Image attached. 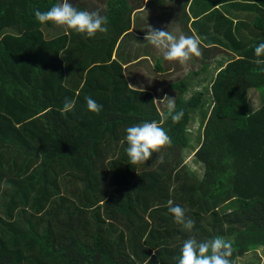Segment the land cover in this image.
Masks as SVG:
<instances>
[{
  "label": "trees",
  "instance_id": "trees-1",
  "mask_svg": "<svg viewBox=\"0 0 264 264\" xmlns=\"http://www.w3.org/2000/svg\"><path fill=\"white\" fill-rule=\"evenodd\" d=\"M56 3L0 0V264H177L186 239L217 236L232 244V264H260L262 66L222 69L210 90L178 95L175 111L184 115L173 123L150 92L129 87L112 58L130 27L126 0L109 2L100 13L108 31L94 38L44 37L50 22L34 13ZM250 89L261 102L255 110ZM85 97L103 106L99 114ZM65 98L75 106L62 115ZM195 115L205 121L194 147ZM145 121H156L171 144L131 165L125 130ZM188 149L201 174L185 163ZM169 200L195 221L190 232L175 223Z\"/></svg>",
  "mask_w": 264,
  "mask_h": 264
},
{
  "label": "crops",
  "instance_id": "crops-1",
  "mask_svg": "<svg viewBox=\"0 0 264 264\" xmlns=\"http://www.w3.org/2000/svg\"><path fill=\"white\" fill-rule=\"evenodd\" d=\"M111 1L69 3L79 9L86 2V11L102 13ZM126 5L132 9L130 27L119 37L112 58L122 66L129 87L150 92L154 100L180 94L186 99L195 90H210L222 69L237 74L258 66L252 60L255 47L264 43V0H126ZM148 26L177 38L181 34L198 38L201 56L185 64L165 60L161 50L144 40ZM42 30L46 38L65 32L51 22ZM155 104L166 108V102Z\"/></svg>",
  "mask_w": 264,
  "mask_h": 264
},
{
  "label": "clouds",
  "instance_id": "clouds-1",
  "mask_svg": "<svg viewBox=\"0 0 264 264\" xmlns=\"http://www.w3.org/2000/svg\"><path fill=\"white\" fill-rule=\"evenodd\" d=\"M35 18L40 24L51 22L57 28H62L66 33L75 32L77 35L94 38L97 33H106L108 23L106 16L100 15L99 11H80L69 0L56 3L47 11L36 10ZM144 40L163 52L167 61H178L185 64L193 56H201L200 41L194 36L180 35L178 38L170 31L155 29L148 26ZM255 59L252 63L262 66L264 71V43H260L254 49ZM130 85V84H129ZM87 109L99 114L102 105L91 97H85ZM165 104V119L171 118L173 123H178L183 118V111H175V99L167 95L162 100H153ZM74 101L65 98L63 107L59 110L62 115L74 109ZM126 135L122 141L127 143L126 154L131 165L145 164L153 153H159L166 145L171 144V138L166 131L156 122H142L126 128ZM158 161L162 157L158 156ZM168 211L174 216L175 223L182 225L186 231H191L195 221L187 218L186 210L179 205L173 206V201H168ZM233 255L232 244L222 237L198 242L194 237L183 242L177 264H232L230 257Z\"/></svg>",
  "mask_w": 264,
  "mask_h": 264
},
{
  "label": "rangeland",
  "instance_id": "rangeland-1",
  "mask_svg": "<svg viewBox=\"0 0 264 264\" xmlns=\"http://www.w3.org/2000/svg\"><path fill=\"white\" fill-rule=\"evenodd\" d=\"M247 101L249 103L250 110L257 109L261 103L257 92L253 89H250L248 91ZM205 109H207V108L205 107ZM204 121H205V117L201 118L199 115L193 116V121L191 122L190 129H189L190 130L189 139H190V144L193 145L194 147L197 146V138L199 136V132L201 133V131H202L199 127V124H200V126H202ZM192 152H193L192 149L187 150L186 155L184 154V157H185L184 161H185V163L189 164L192 168H195V170L198 172V174H201L200 165L193 163V155L191 154ZM229 203L230 202H228L225 205V207H223V210L225 208H228Z\"/></svg>",
  "mask_w": 264,
  "mask_h": 264
}]
</instances>
